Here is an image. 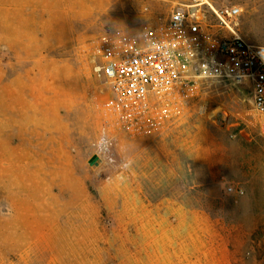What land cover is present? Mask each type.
I'll return each mask as SVG.
<instances>
[{
  "label": "rangeland",
  "instance_id": "374dc122",
  "mask_svg": "<svg viewBox=\"0 0 264 264\" xmlns=\"http://www.w3.org/2000/svg\"><path fill=\"white\" fill-rule=\"evenodd\" d=\"M197 0H0V264H264V116L198 80L158 134L108 121L92 43ZM209 32L264 46V0H201ZM211 6V7H210ZM228 187L243 189V194Z\"/></svg>",
  "mask_w": 264,
  "mask_h": 264
},
{
  "label": "built area",
  "instance_id": "2783aa9c",
  "mask_svg": "<svg viewBox=\"0 0 264 264\" xmlns=\"http://www.w3.org/2000/svg\"><path fill=\"white\" fill-rule=\"evenodd\" d=\"M203 4L197 0L174 11L155 31L91 46V71L107 94L103 110L124 134L139 138L160 133L177 116L176 104L186 89L201 79L248 87L255 110L264 116V46L234 31L239 8L210 6L230 34L209 32L196 12Z\"/></svg>",
  "mask_w": 264,
  "mask_h": 264
},
{
  "label": "crops",
  "instance_id": "0c3cea01",
  "mask_svg": "<svg viewBox=\"0 0 264 264\" xmlns=\"http://www.w3.org/2000/svg\"><path fill=\"white\" fill-rule=\"evenodd\" d=\"M96 43V42H95ZM94 43H92V45H93ZM91 45V46H92ZM91 46L89 47V49H88V51H87V54H88V56L90 57V48H91ZM146 137H149V136H146ZM139 138H141V137H139Z\"/></svg>",
  "mask_w": 264,
  "mask_h": 264
}]
</instances>
